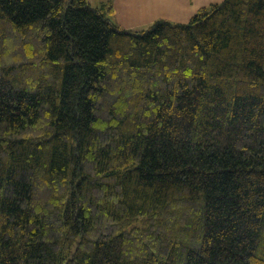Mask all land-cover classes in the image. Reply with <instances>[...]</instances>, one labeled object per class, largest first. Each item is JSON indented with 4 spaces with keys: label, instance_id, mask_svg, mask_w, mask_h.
I'll use <instances>...</instances> for the list:
<instances>
[{
    "label": "trees",
    "instance_id": "obj_1",
    "mask_svg": "<svg viewBox=\"0 0 264 264\" xmlns=\"http://www.w3.org/2000/svg\"><path fill=\"white\" fill-rule=\"evenodd\" d=\"M113 11L0 0V264H264V0Z\"/></svg>",
    "mask_w": 264,
    "mask_h": 264
},
{
    "label": "crops",
    "instance_id": "obj_2",
    "mask_svg": "<svg viewBox=\"0 0 264 264\" xmlns=\"http://www.w3.org/2000/svg\"><path fill=\"white\" fill-rule=\"evenodd\" d=\"M106 1L113 5L114 22L124 29L138 31L147 29L160 18L176 23L188 22L201 8L223 0H97L99 4ZM136 22H139L138 26Z\"/></svg>",
    "mask_w": 264,
    "mask_h": 264
},
{
    "label": "rangeland",
    "instance_id": "obj_3",
    "mask_svg": "<svg viewBox=\"0 0 264 264\" xmlns=\"http://www.w3.org/2000/svg\"><path fill=\"white\" fill-rule=\"evenodd\" d=\"M88 2H89V4L92 6V7H97V6H95V4H92V3H98L99 4V2H97V0L95 1V0H88ZM136 24H137V26L139 25V22H136ZM10 54V53H9ZM12 54H14V52H13V50H12ZM10 59H14V58H10ZM7 61H8V59H6V61L4 62V64H6L7 63Z\"/></svg>",
    "mask_w": 264,
    "mask_h": 264
}]
</instances>
